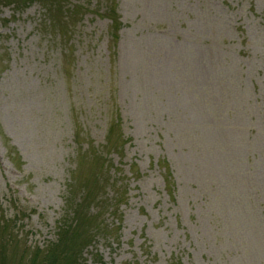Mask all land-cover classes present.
<instances>
[{
	"label": "rangeland",
	"instance_id": "rangeland-1",
	"mask_svg": "<svg viewBox=\"0 0 264 264\" xmlns=\"http://www.w3.org/2000/svg\"><path fill=\"white\" fill-rule=\"evenodd\" d=\"M78 199L79 264H264V0L0 7V220Z\"/></svg>",
	"mask_w": 264,
	"mask_h": 264
},
{
	"label": "trees",
	"instance_id": "trees-1",
	"mask_svg": "<svg viewBox=\"0 0 264 264\" xmlns=\"http://www.w3.org/2000/svg\"><path fill=\"white\" fill-rule=\"evenodd\" d=\"M32 1L0 0V7L5 4L21 7ZM112 133V129H108L107 134L111 135ZM95 200L97 201L98 197ZM109 201H114V198ZM85 206L86 204L80 199L77 200L74 207L66 204L65 216L57 225L55 241L46 246L45 249L36 247L30 254H27L25 245L16 239L18 236L9 232V225L7 224L10 221L0 220V264H79L81 254L90 245L93 236L99 233L104 234V229H108L107 226H104L103 229L93 225L94 228L90 225H82L87 221L88 213H86ZM20 245L24 246V250H18Z\"/></svg>",
	"mask_w": 264,
	"mask_h": 264
}]
</instances>
